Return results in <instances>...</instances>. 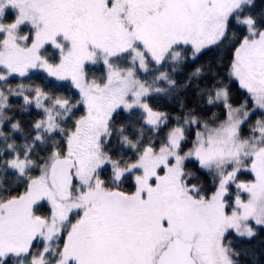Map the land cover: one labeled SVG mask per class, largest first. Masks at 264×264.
<instances>
[{
    "label": "snow or ice",
    "instance_id": "6c2138e0",
    "mask_svg": "<svg viewBox=\"0 0 264 264\" xmlns=\"http://www.w3.org/2000/svg\"><path fill=\"white\" fill-rule=\"evenodd\" d=\"M0 264H264V0H0Z\"/></svg>",
    "mask_w": 264,
    "mask_h": 264
}]
</instances>
